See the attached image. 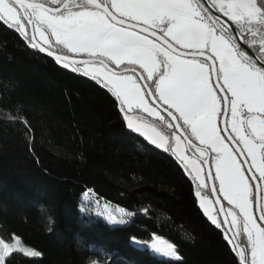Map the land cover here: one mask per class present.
I'll return each instance as SVG.
<instances>
[{
	"label": "snow or ice",
	"instance_id": "1",
	"mask_svg": "<svg viewBox=\"0 0 264 264\" xmlns=\"http://www.w3.org/2000/svg\"><path fill=\"white\" fill-rule=\"evenodd\" d=\"M0 22L108 89L127 126L192 175L241 264H264V0H0ZM134 110L154 119L137 123ZM205 187L227 204L214 211ZM19 245L0 238V264L41 255ZM151 247L180 259L163 240Z\"/></svg>",
	"mask_w": 264,
	"mask_h": 264
},
{
	"label": "trees",
	"instance_id": "2",
	"mask_svg": "<svg viewBox=\"0 0 264 264\" xmlns=\"http://www.w3.org/2000/svg\"><path fill=\"white\" fill-rule=\"evenodd\" d=\"M88 191L127 221L84 212ZM196 191L174 156L127 132L109 90L0 22V238L41 253L5 264H240ZM154 235L180 259L153 252Z\"/></svg>",
	"mask_w": 264,
	"mask_h": 264
},
{
	"label": "rangeland",
	"instance_id": "3",
	"mask_svg": "<svg viewBox=\"0 0 264 264\" xmlns=\"http://www.w3.org/2000/svg\"><path fill=\"white\" fill-rule=\"evenodd\" d=\"M83 204H84L83 205V211L84 212H86L88 214H91V215L102 217V218L106 219L107 221H109L112 224H122V223L127 221L128 214H127V212L125 210H123L119 206H114V205H112V204H110L108 202H105L104 200L99 199L98 197L95 196V194L92 191H88L87 193L84 194V196H83ZM107 213H111L113 216H115L116 217V221L115 222L111 221L109 219ZM157 240H163L166 243L171 244V243H169L168 241H166L164 239H159L158 237H156V235H154V240H153V242L151 244L155 243ZM12 242L15 243V240H13ZM151 244H150V247H151ZM18 247L19 248H24V249H33V248L29 247V246H26L23 242H21V240H20V245ZM151 249H152V247H151ZM20 252L26 254L25 251H20ZM153 252H155L156 254H160V253H157L154 250H153ZM160 255L162 257H166L168 259L177 260L175 257L164 256L162 254H160Z\"/></svg>",
	"mask_w": 264,
	"mask_h": 264
},
{
	"label": "flooded vegetation",
	"instance_id": "4",
	"mask_svg": "<svg viewBox=\"0 0 264 264\" xmlns=\"http://www.w3.org/2000/svg\"><path fill=\"white\" fill-rule=\"evenodd\" d=\"M22 11V10H21ZM222 19H226V18H223L222 17ZM6 24H8L7 22H5ZM8 26H10L9 24H8ZM10 27H12V26H10ZM14 30H16L14 27H12ZM27 28H28V31H29V33H31V26L30 25H27ZM19 34H21L18 30H16ZM26 40V39H25ZM26 41H28V40H26ZM29 42V41H28ZM250 54H251V52H250ZM67 70H70L71 72H73L72 71V69H71V67H69V68H67ZM76 75H78V76H81V77H84V78H87V79H90V80H93L90 76H85V75H83V73L82 72H74ZM94 81H96V80H94ZM97 83H99L98 81H96ZM100 84V83H99ZM102 87H103V85L102 84H100ZM105 88V87H104ZM106 89V88H105ZM108 90V89H107ZM163 114V113H162ZM131 115H133V117L134 118H136V117H139V119H137L136 120V122L137 123H143L145 120H147V121H152L154 118L153 117H150V116H148V114L147 113H143L142 111H140V110H134V112L133 113H131ZM122 116H123V120H124V117H125V114L122 112ZM124 124H125V121H124ZM158 131H164L165 132V134H167V130H165V129H162V128H159L158 127V129H157ZM131 134V133H130ZM134 137H136L139 141H141V142H143V143H145L146 145H148V146H150L149 145V143H148V141H150L146 136H144L142 133H140V135H134V134H132ZM226 135V134H225ZM170 143H172V141H170ZM194 143H197L198 144V142H196V141H194ZM157 147H158V149L157 148H153V147H151V148H153V149H156V150H158V151H164V152H167V153H169V154H171L172 156H174L175 157V159L178 161V163L180 164V166L183 168V170L185 171V172H187L186 170H185V168H184V166L180 163V161L177 159V157L173 154V152L172 151H169V150H165V148H161V147H159L158 145H156ZM183 146V145H182ZM186 154L187 155H189V156H192L193 155V153H192V151L191 150H186ZM241 159H243V157H241ZM245 167H246V165H245ZM205 168H207V166H205ZM187 174L193 179V177H192V175H190L188 172H187ZM250 175V174H249ZM193 181L196 183V186H197V182L193 179ZM214 182V181H213ZM218 183V182H217ZM207 184L208 185H210V182L209 181H207ZM197 190H198V188H197ZM201 194L202 195H207L208 196V198L210 199V200H212L213 201V206H214V211H218V208H217V205H216V203H215V199H214V197H213V195L211 194V192H210V188L209 187H205L203 190H202V192H201ZM218 195H221V194H219V193H217ZM221 203L222 204H224V205H226L227 204V202L226 201H223L222 199H221ZM259 213H258V211H257V215H258ZM218 219H220L221 221L223 220L222 219V216H221V214L218 216ZM262 223H264V222H262ZM221 229L224 231L225 230V226L223 225L222 227H221ZM241 243H243V241H244V237L243 236H240V237H238L237 238ZM237 255V254H236ZM241 264V263H240Z\"/></svg>",
	"mask_w": 264,
	"mask_h": 264
},
{
	"label": "water",
	"instance_id": "5",
	"mask_svg": "<svg viewBox=\"0 0 264 264\" xmlns=\"http://www.w3.org/2000/svg\"><path fill=\"white\" fill-rule=\"evenodd\" d=\"M30 45H31V44H30ZM31 47H32V46H31ZM32 48H33V47H32ZM37 49L40 51L39 48H37ZM41 52H42V51H41ZM42 53H44L45 55L49 56L46 52H42ZM49 57H51L53 60H55V58H54L53 56H49ZM55 62H56L61 68L67 69V68H65V67L63 66L62 63L57 62L56 60H55ZM124 121H125V127H126L127 132H129V133H131V134H134V135H140L139 132H136L134 129H130V128L127 126V121H126L125 117H124ZM148 143H149V145H150L151 147H153V148H157V149H158V147L156 146V144H153L151 141H148ZM209 182H210V185L213 183V181H210V180H209ZM212 195H213V194H212ZM216 196H218V194L213 195L215 201H216ZM220 204H222L221 201H220ZM220 204H217V203H216L218 210H219ZM221 216H222V219H223V215H222V214H221ZM224 226H225V228L228 227L227 225H224ZM229 235H231V234H229ZM240 263H241V262H240Z\"/></svg>",
	"mask_w": 264,
	"mask_h": 264
}]
</instances>
